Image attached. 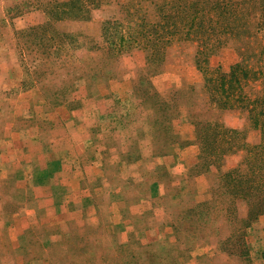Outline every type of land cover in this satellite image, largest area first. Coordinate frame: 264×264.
Instances as JSON below:
<instances>
[{"label":"rangeland","instance_id":"1","mask_svg":"<svg viewBox=\"0 0 264 264\" xmlns=\"http://www.w3.org/2000/svg\"><path fill=\"white\" fill-rule=\"evenodd\" d=\"M67 1L0 0V264H133V255L141 264L160 256L161 264H264V215L248 220L243 202L230 217H210L195 242L170 227L179 208L208 200L213 175L236 167L244 155L224 157L221 169L205 174L192 171L196 145L163 156L150 112L133 93L142 75L163 98L188 86L198 90L196 44L174 42L148 70L145 51L133 48L113 63L112 80L90 85L81 69L107 67L99 51L89 52L92 60L87 47L68 59L54 49L41 57L24 51L15 35L51 22L48 10H63L56 5ZM119 2L102 0L90 20L56 26L103 47L101 25L121 17ZM144 7L152 19L150 5ZM238 60L229 45L209 65L227 71ZM186 112L172 120L183 141L194 137ZM212 115L222 128L245 134L247 145L261 142L244 113ZM173 188L181 189L179 199Z\"/></svg>","mask_w":264,"mask_h":264},{"label":"trees","instance_id":"2","mask_svg":"<svg viewBox=\"0 0 264 264\" xmlns=\"http://www.w3.org/2000/svg\"><path fill=\"white\" fill-rule=\"evenodd\" d=\"M101 1L69 0L57 4L63 10L54 14L48 10L51 22L15 35L24 41V51L41 57L50 56L54 49L58 56L68 59L72 50L87 47L86 59L92 60L89 52L99 51L108 66L81 69L91 79L90 85H103L107 78L112 80L113 63L133 48L145 51L148 70L163 61L166 48L174 42L196 44L195 66L203 79L198 90L188 86L163 98L149 87V81L142 75L133 82V93L144 110L150 112L148 120L158 132L154 138L159 141L163 156L177 147L196 145L198 153L192 171L205 174L215 166L221 169L224 157L242 151L244 155L236 167L225 172L218 170L213 175L216 180L209 187L208 200L195 202L189 209H178L170 226L173 235L195 237V242L198 231L203 230L210 217L219 212L232 216L238 202L247 207L248 220L264 215V0H121V17L101 25L103 47L81 34L65 33L57 28L59 22L90 20L91 11L98 9ZM146 3L151 7L152 19L146 13ZM229 45L234 46L239 60L227 71L211 68L210 58ZM252 61L257 66L251 65ZM38 66H43L41 60ZM182 108L187 110V122L193 127L194 137L189 141L180 140L172 126V120ZM234 110L244 113L249 126L260 133L259 144L247 145L245 134L222 128L211 118L212 114ZM173 189V197L179 199L181 189ZM133 240L134 235L128 245ZM128 245L118 247L124 249ZM160 257L149 264H161ZM132 258L136 259H132L133 264H141L139 257ZM177 261L173 259L174 264Z\"/></svg>","mask_w":264,"mask_h":264}]
</instances>
